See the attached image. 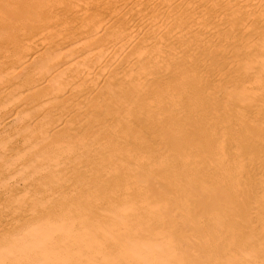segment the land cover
<instances>
[{"label": "bare ground", "instance_id": "1", "mask_svg": "<svg viewBox=\"0 0 264 264\" xmlns=\"http://www.w3.org/2000/svg\"><path fill=\"white\" fill-rule=\"evenodd\" d=\"M255 59H264V0H0V199L24 189L0 203V264H47L41 249L58 243L59 225L119 232L91 210L127 213L154 198L194 204V215L178 214L217 234L198 242L208 259L229 240L264 262ZM160 183L166 193L154 194ZM118 250L129 256L131 244Z\"/></svg>", "mask_w": 264, "mask_h": 264}, {"label": "rangeland", "instance_id": "2", "mask_svg": "<svg viewBox=\"0 0 264 264\" xmlns=\"http://www.w3.org/2000/svg\"><path fill=\"white\" fill-rule=\"evenodd\" d=\"M39 36L38 37L41 38V40L49 39L48 33L44 34V32H42L41 35ZM263 60L259 59L260 61L259 62L258 59H255L253 61L254 63L252 61L251 63L254 65H258V64L264 63ZM262 69H264L263 64H262ZM253 79H256V78L253 77ZM237 85H238L237 89L239 91L241 83L237 82ZM241 110H243V107L241 108ZM262 111L264 113V109H260L259 112L261 113ZM181 149H183V147H181ZM160 162H163V160H160ZM146 173H150V171L148 170ZM169 173L170 171L168 169L164 171V175L166 177L169 176ZM161 174L159 175L162 176ZM235 174H236V179L238 178L243 179V175H244L243 170L238 171ZM159 175L157 177H160ZM11 178L12 179L15 178L16 181L19 180L18 176L10 177L9 183L14 182V185L16 184L15 183L16 181L14 179L11 181ZM150 185L154 186L155 183L152 181ZM161 185L162 184L160 183V185L156 187L157 189H155L154 194H157V193L161 194V191L163 193H166L167 191L166 187L163 185L165 187L164 188ZM16 188H18L16 192L9 191L7 192L9 194L7 193L5 195L3 194L1 196L2 200L0 199V203H8L9 205L10 204L9 202L13 198L15 199L19 195L21 196V193L24 192L23 191L24 189L21 186H18V187L16 186ZM74 192L75 194H77L76 191ZM73 196L71 194V195H68L66 198L67 199L69 198L71 200ZM179 198L181 201H184L186 199V196L183 195ZM48 199H49L48 205L55 202L54 197L52 198L49 196ZM52 199L54 200L51 202ZM132 205L133 206L131 207L130 211L132 212L133 217L130 211L127 212L128 215L127 213L118 211L119 214L122 213L121 215H119L118 213H115L114 211L109 212L107 208H106L107 210L105 208L103 209L99 208L100 211L98 209L91 210L94 212L96 211L94 214H96L97 216L103 217L105 215H108V217H110L112 220L114 219L113 224L116 223V225L119 226L118 229L119 228L121 229V231L119 232L118 230L114 232L110 226H107L106 230H103L105 228H101V227L99 228L98 226H95L92 224H89V225L80 224L81 225L80 227L79 225L72 226L70 228H67L69 229L67 230L65 227L61 228V225H59L60 230H63V231H61L59 235L57 234L56 239L59 238L57 240L58 243L55 246L51 245L50 246L51 248L48 247L50 249L48 248L41 249V251L45 250L44 252H46L47 250L48 252L44 254V256L47 254L48 256L43 257V259L47 258L46 259L47 264H63V263L68 264L70 261H72V258H73V261L76 258L75 261H77L78 263L82 262V264L83 262L84 264H177L178 261H182V260L184 264H225L224 262L225 259H228L229 257H231V259L234 258L235 261L237 260V262L240 260L242 264H261V262H263L261 261L262 259L259 258L258 252L251 251L248 248L249 247L248 245H240L239 247L234 248L235 249L234 250L232 249L233 247L230 246L229 240H224L223 244L225 248L223 247V249L219 250V253L213 254L211 259H208L207 257H205L204 254L198 250L199 243H203V242L208 243L212 239H213L212 241H214L217 238V234L215 232H201L200 229H198L194 224L190 226H184L182 224L183 222H181L182 219L180 218V214H178L179 212L180 213L186 212V213H190L194 215L195 209H194L193 203H190V202L183 203L182 202L181 205L179 204L177 206V203L175 201H167L166 199L154 198V199H149L146 201L144 200L139 201V202L137 201L136 205L133 203ZM83 207L85 209L87 208L85 207V205ZM172 210H173V213H172ZM79 211L80 210H78V212ZM74 212L75 211H73V214ZM153 212H155L154 213L155 218L152 217ZM149 213H151L150 215L151 221H149L147 225H139L136 222L135 218L137 215L143 216L144 214H149ZM117 215L119 216L116 217ZM219 217H221V219H225V216H223V214H221ZM122 218H124L123 221H122ZM122 227H125L126 228L125 230L132 229L133 231L126 232ZM71 231L75 235L71 234ZM101 234H103L102 237H106V238L109 237V238L108 239L102 238L100 236ZM98 236L101 237L100 240L97 239L99 238ZM110 238L112 239L115 238L114 240H112L115 242L112 243L111 240H109ZM230 238H232V240L234 239L232 236H230ZM98 240L101 243L98 242ZM68 243L69 244L71 243V244L68 245ZM60 244L63 246H61ZM128 244H131V252H130L131 254H129V256L127 255L126 252L121 253L120 252L121 250H118L122 246H126ZM52 246L55 247L56 249L55 248L53 249ZM56 246H60L62 249L58 248L57 250ZM59 251L63 252L62 255L59 254ZM54 253H56V255ZM81 253H84V254H81ZM70 254L72 255L70 256ZM37 255L39 258V254ZM115 256H118V259ZM108 260L109 262H107ZM237 262H233V264ZM240 262L238 264H241ZM231 263L232 261H230V263L228 264H231ZM262 264H264V262Z\"/></svg>", "mask_w": 264, "mask_h": 264}]
</instances>
